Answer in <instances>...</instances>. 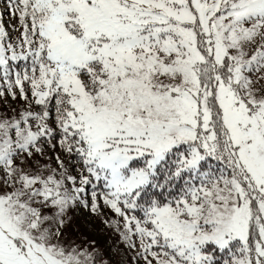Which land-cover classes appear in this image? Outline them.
I'll return each mask as SVG.
<instances>
[{
  "label": "snow or ice",
  "instance_id": "snow-or-ice-1",
  "mask_svg": "<svg viewBox=\"0 0 264 264\" xmlns=\"http://www.w3.org/2000/svg\"><path fill=\"white\" fill-rule=\"evenodd\" d=\"M0 264H264V0H0Z\"/></svg>",
  "mask_w": 264,
  "mask_h": 264
},
{
  "label": "rangeland",
  "instance_id": "rangeland-1",
  "mask_svg": "<svg viewBox=\"0 0 264 264\" xmlns=\"http://www.w3.org/2000/svg\"><path fill=\"white\" fill-rule=\"evenodd\" d=\"M4 19H5V22L7 23V21H8V17H7L6 15H5V18H4Z\"/></svg>",
  "mask_w": 264,
  "mask_h": 264
}]
</instances>
